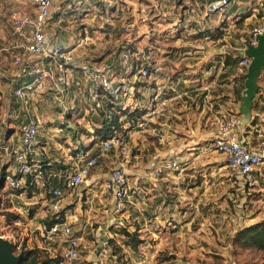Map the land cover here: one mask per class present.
I'll return each mask as SVG.
<instances>
[{"label": "crops", "instance_id": "obj_1", "mask_svg": "<svg viewBox=\"0 0 264 264\" xmlns=\"http://www.w3.org/2000/svg\"><path fill=\"white\" fill-rule=\"evenodd\" d=\"M103 1L52 2L45 34L50 41L64 43L73 49V65L95 66L111 60L117 62L119 59V52L106 57L103 52L96 55L99 53L98 48L102 46L103 20H99L97 16L100 7L104 5ZM123 1L126 2V8H131V13L142 15V0ZM148 1L165 16L173 11L170 3H165V8H162V0ZM198 1H203L204 7L203 15H197L201 24H194L188 31L191 34L199 32L202 39L185 40L172 45L182 47L180 61H176L175 54L160 60L153 57V70L156 73L153 93L155 85L161 83L166 75L172 77L171 83L175 86V91L166 89L162 92V101H153V111L148 115L150 124L146 128L130 131V155L122 161L116 157L114 150L101 153V140H98L97 134H93L94 129L93 133L89 132L93 127L92 120L81 114V98L73 85L60 93L56 90V85L46 83L36 90L28 106L23 105L15 95L14 90L32 77L23 73L21 65L13 63V56L7 49L9 43L16 39L11 20L14 15L32 13L33 7L30 0H0V147L17 144L28 116L35 115L40 126V147L45 150L51 163L68 165L70 170L82 163L85 155L98 156L97 164L91 168L87 180L75 192L64 191L61 199L65 220L74 225L73 228L80 234L79 250L85 247L81 234L84 230H90L88 219L83 220L81 226L77 221V212L82 210L80 200L84 196L90 199V204L94 202V209L96 206L103 209L102 222H106L107 228L110 225H121L120 222L125 220L123 216L111 214L113 199L105 194L100 185L113 166L122 162L126 171L131 174L134 187H139L134 202L129 205L136 214L131 220H141L148 227L147 222H155L161 218L167 221L170 218L162 213L175 206L172 199L189 201L199 207L208 187L214 185V189L221 186L230 189L241 185L227 171L223 156L212 148L215 136L235 134L258 152L264 153V68L256 78V91L249 97L245 81L251 58L249 57L247 66L240 64L241 57L247 56L245 52L250 29L259 22L258 0H236L221 11L209 14L206 12L209 0ZM156 4L161 5L160 8ZM139 8V12H136ZM184 11L187 12L188 9ZM123 42L127 44V40ZM25 58L23 63L39 59L35 55ZM140 98L144 100L146 97L143 95ZM100 113L101 109H98L94 118L98 119ZM232 115L238 117V124L232 130H223L222 121ZM64 117L67 118L66 121L68 117L76 119L77 125L69 121L66 124L68 132L73 133L74 137L68 134L58 136V133L65 131L62 128L64 119L60 126H56L55 122ZM259 141L262 145L256 143ZM79 145L82 147L81 152ZM168 159L178 160L179 168H164L159 175L152 176L151 170L154 171L162 161ZM54 179L56 178L51 180V185H56L53 183ZM232 190L235 191L236 187ZM190 194L198 197L196 204ZM214 198L215 196L211 199ZM73 203L76 205L74 214L67 208V205ZM100 231L103 229L95 231V237ZM178 232H173V236H179ZM99 246L98 243L97 249L90 250L86 260L94 261V264L100 260L96 255ZM103 246L105 251V245Z\"/></svg>", "mask_w": 264, "mask_h": 264}, {"label": "rangeland", "instance_id": "obj_2", "mask_svg": "<svg viewBox=\"0 0 264 264\" xmlns=\"http://www.w3.org/2000/svg\"><path fill=\"white\" fill-rule=\"evenodd\" d=\"M103 2L104 5L100 7V13L97 16L99 20H103L102 46L98 48L99 53L96 55L103 52L104 57L110 56L131 46L141 52V61L153 67V57L160 60L175 54L176 61H180L183 50L182 47L172 46L175 43L202 39V36L198 35L199 32L191 34L192 32L188 29L194 24H201L197 15H203V1L168 0L166 2L162 0L163 5L156 4V7L165 8V3H170L173 11L167 16L154 9L155 6L147 0L141 1L142 15L131 13V8H126V2L123 0H104ZM186 9H188L187 12L184 11ZM125 40L127 44L123 42ZM148 91H152V87L151 90H147V87L142 85L138 93L139 97L143 95L146 97ZM62 119H64L62 128L65 131L58 133V136L68 134L74 137L73 133L68 132L66 124L67 121L76 124V119L68 117L66 121V117L59 118L55 125L60 126ZM91 120L94 133L90 130L89 132L97 134L100 118ZM89 132L87 134H90ZM106 132L102 131L103 134ZM84 134H86L85 129ZM260 142L256 143L262 145ZM79 150L82 151L81 145ZM261 155L263 163L257 168L255 187L244 188L238 185L233 187H236L233 191V188L222 186L214 189L212 185L205 192V198L202 197L200 200L199 207L192 205L189 201L180 202V200L172 199L175 201V206H171L172 208L162 213L169 215L170 218L167 221L161 218L155 222H147L148 227L144 226L145 222L141 220H131L136 214L128 206L124 214L118 215L125 219L122 225L115 224L107 228L106 222L104 224L102 222L103 209L97 206L94 209L92 205L94 202L90 204V199L84 196L80 200L82 210L77 212V221L81 226V222L88 219L90 230H84L81 234V241L85 247L79 250V255L73 264H94V261L86 259L89 258L90 250L97 249L98 243L100 246L96 255L100 260L96 264H264V249H258L251 242L246 241L244 236L238 234L245 227L253 226L258 222H262L264 228V153ZM11 169L9 156L0 153V176L2 172L7 174ZM56 185L63 188L62 180L56 181ZM50 196V185L47 183L39 182L23 191L8 188L0 178V236L12 242L16 254L30 251L25 264H30L31 257L52 258L57 260V264H64L60 256H55L48 248H56L58 240L56 237L48 238L41 228L44 223L47 225L51 222L50 214H44ZM190 196L192 197L191 194ZM214 196L215 198L211 199ZM197 198V196L192 197L195 200L192 201L195 203ZM20 204L26 207L27 212L18 213L16 207ZM75 206L73 203L67 205V208L74 214ZM62 218L65 219L64 213ZM151 218L153 219V216ZM120 227H126L129 232L137 231V238L140 241L133 246L126 235L116 232L117 229H121ZM98 229L103 231L95 237V231ZM175 231H179V236H173L172 233ZM109 239H113L117 246L113 247ZM103 245H105V251H103ZM113 249H118V253L112 254Z\"/></svg>", "mask_w": 264, "mask_h": 264}, {"label": "built area", "instance_id": "obj_3", "mask_svg": "<svg viewBox=\"0 0 264 264\" xmlns=\"http://www.w3.org/2000/svg\"><path fill=\"white\" fill-rule=\"evenodd\" d=\"M30 1L33 12L14 15L11 20L16 39L9 43L7 49L13 56V63L21 65L23 73L32 77L30 81L14 90L15 95L23 105L28 106L36 90L46 83L56 85V90L60 93L73 85L76 94L81 98V114L89 119L97 115L98 109L104 112L105 117L111 116L115 108L142 110L144 114L136 120L125 121V116L120 117L119 121L123 122L121 129L113 126L111 132L100 142L101 153L114 150L119 160H126L131 150L130 131L148 126V115L153 111V101H162V92L166 89L175 91V86L171 83L172 77L166 75L162 78L161 83L155 85L153 93V79L156 73L152 65L141 61L140 51H133L128 47L119 51L117 62L111 60L95 66L71 64L73 49L64 43L50 41L45 34L53 0ZM233 1L236 0H209L206 12L209 14L221 11ZM258 6L259 22L251 27L248 40V44L252 46H257V37L264 33V0H258ZM28 55H35L39 59L23 63ZM240 64L247 66L249 57L242 56ZM142 85L148 86L150 90L152 87V91H148L144 100L138 95ZM237 124L238 117L232 115L222 121L221 128L232 130ZM39 127L37 117L29 115L21 128L18 143L0 147V153L8 155L13 163L12 172L5 175L3 182L8 188L23 191L39 182L50 185L51 198L47 203L45 215L50 214L51 222L40 226L48 238L56 237L58 240L56 248L48 247L50 252L60 256L64 264H73L79 255L80 238L72 224L62 218L65 210L63 211L61 199L64 191L75 192L87 180L91 168L97 164L98 156L85 155L82 163L66 172L49 169L51 162L39 143ZM211 146L223 156L226 168L242 186H256V171L263 163L260 152L235 134L215 136ZM122 164L121 162L113 166L100 182L105 194L113 199L114 216L124 214L139 191V187L135 188L132 184L131 174ZM179 166L180 162L176 159L164 160L157 169L151 170V174L157 176L164 168L178 169ZM27 176L29 181L26 180ZM53 178L61 179L63 188L51 185ZM16 209L21 214L27 212L23 204L18 205ZM120 223L122 225V221Z\"/></svg>", "mask_w": 264, "mask_h": 264}, {"label": "trees", "instance_id": "obj_4", "mask_svg": "<svg viewBox=\"0 0 264 264\" xmlns=\"http://www.w3.org/2000/svg\"><path fill=\"white\" fill-rule=\"evenodd\" d=\"M133 51H136L135 47H131ZM143 113L142 110L140 109H135L134 111H129L128 109H123V108H115L112 111L111 116L105 117L104 112L101 111L99 114L100 118V127H97V135H98V140H102L105 138L112 130V127L115 126L116 129H121L123 122L119 121V118L122 116H125L126 120L125 121H131V120H136L138 117L141 116ZM105 130L107 131L106 134H103L102 131ZM49 169H56L59 171H66L69 169L68 165L64 164H59V163H51V166L48 167ZM6 173L2 172V175L0 178L2 180L4 179ZM29 176L26 177V180L29 181ZM56 179L53 180V183L56 184ZM120 230H116L118 233H123L129 238V241H131L132 245L135 246L137 242L140 240L137 238V231L129 232L126 230V227H120ZM239 236H244V239L246 241L251 242L253 245H255L258 249H264V228L262 225V222H258L254 224L253 226L245 227V229L241 230L238 232ZM109 242L113 245V247L117 246L114 243L113 239H109ZM117 248V247H116ZM119 249V248H118ZM118 249H113L112 254H117ZM30 251H24L20 253V259H19V264H25L26 261L29 258ZM120 257V256H119ZM57 264V260L52 259V258H47L44 257L43 259H36V257H31L30 258V264Z\"/></svg>", "mask_w": 264, "mask_h": 264}, {"label": "water", "instance_id": "obj_5", "mask_svg": "<svg viewBox=\"0 0 264 264\" xmlns=\"http://www.w3.org/2000/svg\"><path fill=\"white\" fill-rule=\"evenodd\" d=\"M257 46L247 45L245 54L251 58L246 75V92L250 97L257 89L256 78L264 68V33L259 35ZM20 254L13 250V244L10 240L0 236V264H19Z\"/></svg>", "mask_w": 264, "mask_h": 264}, {"label": "bare ground", "instance_id": "obj_6", "mask_svg": "<svg viewBox=\"0 0 264 264\" xmlns=\"http://www.w3.org/2000/svg\"><path fill=\"white\" fill-rule=\"evenodd\" d=\"M247 103H249V100L247 99Z\"/></svg>", "mask_w": 264, "mask_h": 264}]
</instances>
